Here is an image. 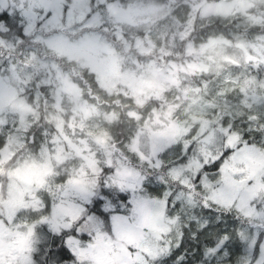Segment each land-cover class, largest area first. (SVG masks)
Instances as JSON below:
<instances>
[{
  "label": "rangeland",
  "instance_id": "obj_1",
  "mask_svg": "<svg viewBox=\"0 0 264 264\" xmlns=\"http://www.w3.org/2000/svg\"><path fill=\"white\" fill-rule=\"evenodd\" d=\"M233 2L242 12L255 13L243 16L246 22L236 20L235 27L246 30L264 25V0ZM125 3L126 0H92V4L90 0H62V7L52 8L49 0H0V10L18 15L19 19L8 27L13 31L19 22L27 36L36 31L64 29L85 19L88 27L94 28L104 23L100 10L105 5L117 11ZM204 3L205 0H155L152 8L171 13L186 24L199 16L196 9ZM220 11L210 6L205 9L206 14ZM10 29L0 26V53L4 55V50L16 47L20 38ZM234 37L247 49L248 64L241 68L235 57H230L231 73L215 80L209 76L203 84L197 82L185 92L184 106L196 122L191 136L179 144L172 142L171 138L186 131L174 127L171 138L165 136L168 142L153 143L155 167L144 165L147 171L129 163L133 158L138 164L144 160L139 147L134 153L108 160L105 167L110 171L104 185L126 193L129 204L122 206L123 212L109 213L107 224L84 214L94 195L88 190V175L97 168L95 157L87 159L90 149H84L78 157L83 164L70 162L72 176L67 181L61 176L53 184H45L40 172L28 170L16 173L15 180L10 178L7 184L0 183V264H32L45 230L58 234L72 229L87 237L71 242L77 264H160L161 257L179 245L183 230L191 243L176 264H264V62L256 55L264 49V34L247 32ZM214 45L222 47L223 41H214ZM4 55H0V77L11 69ZM26 55L21 52L20 61ZM205 86L206 91H200ZM3 87L0 80V93ZM122 129L127 141L130 132L125 126ZM0 138L1 148L22 140L19 124L0 117ZM222 152L226 153L216 170L197 174ZM37 211L46 213V226L34 223ZM169 221H175L176 226ZM67 264H72L71 260Z\"/></svg>",
  "mask_w": 264,
  "mask_h": 264
},
{
  "label": "clouds",
  "instance_id": "obj_2",
  "mask_svg": "<svg viewBox=\"0 0 264 264\" xmlns=\"http://www.w3.org/2000/svg\"><path fill=\"white\" fill-rule=\"evenodd\" d=\"M154 3L126 0L117 11L105 5L100 10L104 23L94 28L85 19L64 29L36 31L17 38L16 47L4 50L7 55L0 53L11 65L0 77V117L17 122L23 135L0 148V183L28 170L40 172L45 184L61 176L67 181L70 162L83 164L78 157L90 149L87 159L95 157L97 168L89 173L87 186L99 191L110 158L139 147L141 167L147 171L144 165L155 167L153 143L168 142L165 136L171 138L174 127L186 131L172 142L191 136L196 122L184 106L185 92L203 84L204 77L215 80L231 73L230 57L241 68L248 64L241 40L213 33L197 42V34L217 21L227 26L234 19L246 22L242 17L255 13L242 12L233 0H213L211 5L205 0L196 9L199 16L181 24L173 14L155 11ZM209 6L221 11L206 14ZM217 40L222 47L214 45ZM21 52H27L24 61ZM256 55L264 62V49ZM120 126L130 132L127 141L117 139L114 130ZM45 215L35 212L34 223L46 226ZM169 224L176 226L175 221Z\"/></svg>",
  "mask_w": 264,
  "mask_h": 264
},
{
  "label": "snow or ice",
  "instance_id": "obj_3",
  "mask_svg": "<svg viewBox=\"0 0 264 264\" xmlns=\"http://www.w3.org/2000/svg\"><path fill=\"white\" fill-rule=\"evenodd\" d=\"M49 6L52 8L62 7V0H49ZM18 19V15L0 13V22H2L0 23V26H3V24L10 25ZM215 167L218 168L219 163H217ZM163 195L166 196L167 192H164ZM176 195L177 194L174 193L173 197H175ZM106 200L110 201L111 204L115 206L114 210L116 212L120 211L117 201H119V204H123L126 207L129 204L128 195L121 193H116L114 195L112 192H105L101 194V197L93 198L91 201L93 205L91 210L97 217H102L105 222L109 220V216L105 215V212L101 205L104 204V201ZM176 207H179V204H177ZM205 231H207V228H205ZM74 239H87V237L81 236L76 232L75 229L63 231L59 234L45 230L41 235L35 249V255L32 258V264H66V262H68L69 260H71L72 264H77L75 254L71 246V242ZM181 240L183 241V237L181 238ZM177 248H179V245L177 246ZM168 258L172 259V264H176V261L181 259L179 255L174 256L173 253L169 251L167 257H161L160 264H163V261Z\"/></svg>",
  "mask_w": 264,
  "mask_h": 264
},
{
  "label": "trees",
  "instance_id": "obj_4",
  "mask_svg": "<svg viewBox=\"0 0 264 264\" xmlns=\"http://www.w3.org/2000/svg\"><path fill=\"white\" fill-rule=\"evenodd\" d=\"M157 1L161 2V1H164V0H157ZM212 2H213V0H207V3H212ZM90 4H92V0H90ZM0 13H5V12H4V10H0ZM235 22H236V20L234 19L233 22L231 24H227V26H225V24L216 22L215 24L211 25L210 27H205V28L201 29L199 31V33L197 34L196 39H197V41H198V39L201 40L205 36L212 35L213 33H215V34L222 33L223 36L227 37L229 40H231V38H233L234 36H241L243 34H246L247 32H253L254 34H264V31H262V26H264V25L249 26L248 28H246V30H243V29H241L239 27H235L234 26ZM0 23H2V22H0ZM3 25H5L7 28L10 29V27H8L9 24H3ZM21 25H22L21 23L17 22L16 26H14V28H12L13 31H11V29H10V31L14 32V35H16L18 37L24 36L23 33H22V26ZM261 68L262 67L258 68L257 71H260ZM262 69H264V68H262ZM208 78H209V76L208 77H204V80H206ZM114 131H115V133L117 135V139L124 140L126 138V134L124 133V131L122 129V126H120L119 128L115 129ZM1 140L2 139L0 138V148H1ZM225 153L226 152H222L220 157H218L216 160L211 162L209 165L202 166V168L198 171L197 174L199 175L202 172H208V171L216 170L217 167H215V165L217 163L221 162V159L223 158ZM129 163L131 165H133L134 167H138V169L140 171H143V168L141 167V164H138V161L137 162L134 161V158L133 159H129ZM109 171H110V167H105L104 166V168H103V181L101 182L102 186H101L99 191H94V195H93L92 199L93 198H97V197H101V194L105 193V192H112L114 195L116 193L126 194V193H123V192H118V191L112 189L111 187H109L107 185L106 186L104 185V178H105L106 174ZM117 204L119 205V208H120L119 212H123L122 211L123 204H119V201H117ZM85 207H86V211L84 213L85 215L90 214L93 217V220H95V219L97 220L98 219V220H101L103 223L107 224V222H105L102 217H97L95 215V213L91 210L92 207H93L91 202H90V204H87ZM101 207L103 208V210L105 212V215H109V213H113V212L115 213L116 212L114 210L115 206H113L110 201H107V200L104 201V204H102ZM61 232H63V231H61ZM182 237H183V241L180 239L179 248L176 247L175 249L171 250V252L173 253L174 256L175 255H180L184 250H187L189 248L188 246H189V244L191 242H190V239L188 238V234L186 233L185 230H183V232H182L181 238ZM164 261H165L164 264H171L172 259L168 258V259H165Z\"/></svg>",
  "mask_w": 264,
  "mask_h": 264
}]
</instances>
